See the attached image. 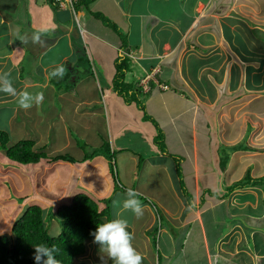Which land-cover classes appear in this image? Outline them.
<instances>
[{
    "label": "crops",
    "instance_id": "crops-1",
    "mask_svg": "<svg viewBox=\"0 0 264 264\" xmlns=\"http://www.w3.org/2000/svg\"><path fill=\"white\" fill-rule=\"evenodd\" d=\"M166 1L172 4V0H84L76 11L56 9L49 0H0V74L10 72L18 91L44 94L39 106L25 110L15 98L0 92V103L9 110L8 125L17 131L9 144L32 139L35 151L76 158L52 164L18 163L21 171L38 177L46 192L42 195L34 188L20 203L38 198L55 213L67 198L86 194L99 211L108 206L111 220L128 221L127 230L134 236L132 244L142 255V264H264L263 191L258 199L263 210L249 215L252 225L245 222L235 227L233 235L222 229L230 218L214 213L206 222L204 217L206 209L217 205L210 189L214 191L218 181L228 189L238 183L241 169L264 175V136L253 125L264 119V108L258 105L263 104L264 90L235 94L240 83H246L250 64L229 46L220 26L215 27L212 42L201 43L202 36L212 30L205 21L229 19V13L253 22L255 33L264 39V14L256 16L264 11L262 2L256 8L251 3L245 6L246 0H197L183 26L171 11H163ZM181 1L177 0L178 5ZM234 2H240L244 14L235 9ZM41 29H48L41 32L43 42L33 43L32 36ZM22 38L28 42L22 43ZM209 46L216 54L213 63L220 62L212 71L199 63L201 55L202 60L207 57L203 50ZM196 47L200 53L188 61ZM125 57L124 82L132 85L129 91L140 90L137 96L143 110L115 88L116 65ZM58 65L65 66L64 77L46 79L47 72ZM221 68L225 69L222 74ZM141 80H147L145 88ZM245 95L246 100L241 98ZM245 102L250 103L248 112L241 110ZM156 118L167 120L160 124ZM153 120L166 133L165 151L154 145L157 128ZM244 138L248 149L238 147ZM106 141L109 146L100 151ZM222 146L231 149L224 169L218 152ZM14 163L0 149V167ZM128 188L140 193L144 212L139 219L131 211L118 216L120 207L113 206L114 200L122 205ZM252 188L247 185L244 190ZM233 195L230 202H234ZM249 201L245 204L255 209L257 202ZM53 222L51 235H56L60 230ZM158 238L155 250L153 242L158 244ZM90 246L92 262L83 258ZM86 252L79 259L87 264H114L94 241L86 242Z\"/></svg>",
    "mask_w": 264,
    "mask_h": 264
},
{
    "label": "rangeland",
    "instance_id": "rangeland-1",
    "mask_svg": "<svg viewBox=\"0 0 264 264\" xmlns=\"http://www.w3.org/2000/svg\"><path fill=\"white\" fill-rule=\"evenodd\" d=\"M196 2H197V0H182L181 3L178 5L177 0H172V4L169 3L168 1H166L165 5L163 4L162 6L164 8L163 11L165 13L168 14L171 11L172 15L175 16L176 18H178V20L184 26L187 22V19L190 18L189 13L192 12L191 7L194 6L196 4ZM244 2L246 5L245 4H243V5L248 6V5L253 4L254 7H256V8H259L260 7L259 3L262 2L261 7L264 8V0H246ZM239 3L240 2H238V3L234 2V7L236 6V8H235L236 10H238V8L240 9V6L242 7V5H240ZM247 3H251V4H247ZM173 5H175V6H173ZM244 8H246V7H244ZM258 11H259V9H258ZM261 11H262V9L256 13V16H258L259 18L261 16V14H264V11L263 12H261ZM242 13H243V11L240 9V14H242ZM246 13H247V11H246ZM164 17L165 16L163 13L161 20H164ZM228 17H229V19H221V20H216V21H215V19L206 20L205 21L206 25H209L212 28V30H211V33H209L208 35L206 34L205 36H202L201 43L208 44V43L212 42L213 37H215L214 36L215 33L217 34V31H215V30H218V29H215V27L218 28L220 26L221 31H222L224 37L226 38V41L229 44V46L233 49V51H236V53L240 56V58L246 60V62H248V64H250V67H249V69L247 68L248 70H247V73L245 74V82L246 83L241 82L240 85L236 88V91H238V92H236L235 94L238 93V95H241V94L247 95L249 91H252L254 89H263L264 90V39L261 38L260 34L255 33L256 30H254V28H252L253 26L251 24L253 22L248 23L247 21H245V18H242L235 13H229ZM212 31H214V32L212 33ZM206 36H208V37L205 38ZM203 52H206L208 55H207V57L203 58V60H202V55H201V59H200L199 63H201L203 65H208V66H206L207 69H210L212 71L211 67L216 66L215 64L217 63V62L213 63V59L216 56V54L212 53V48L210 46L205 47ZM191 53H192V55L190 57L187 56L188 61H189V59L192 60L197 53H200V50H199V48L196 47L195 49H191ZM195 60L198 61V59H195ZM219 63L220 62H218L217 64H219ZM196 65H198V63L195 64V67H197ZM22 66L25 67V63H22ZM216 67H218V65ZM216 67H214V68H216ZM224 70H225L224 68H221V72H219V73L222 74V72ZM213 72H217V69H214ZM232 75L235 76L236 79L239 81L240 76L237 77V72L236 73L233 72ZM231 79L234 81V77H231ZM222 88L225 89L226 84ZM261 93H263L262 94L263 104L262 105L258 104V105L261 106L262 108H264V92H261ZM246 95L242 96L241 98L246 100L248 98ZM189 98H191V97H189ZM224 98H226V97H224ZM249 104L250 103L245 102V104L243 105L244 107L241 110L242 111L245 110V112H248ZM186 105H190V104L188 102H186ZM185 107H188V106H185ZM0 108L3 109L2 111H0V129L8 132L9 140L13 139L11 134H13V135L17 134V131H15L13 129V127L8 125L7 118L9 115V110L5 109V107L2 105V103H0ZM175 109H179V108H175ZM1 112H3V113H1ZM145 113H146V111H145ZM212 117H213V113H212ZM151 119H153V118H151ZM154 120L159 121L160 119L157 120V118H156ZM165 120H167V118L160 120V124L162 121H165ZM152 124L154 125V123H152ZM253 125H254V130L258 129V132L261 131V134L264 136V119L256 120ZM160 127H161V125H160ZM244 137H247V136L244 135ZM160 138L161 137H158V136L156 137L154 145L159 150H162L161 147H163L165 150H167V146H166L167 142L165 140V138H167L166 133L163 134L162 140ZM76 141H77V143H79L80 147L83 148V146H84L83 141L80 139H78ZM246 141H247L246 138L242 139L241 142L238 144V147L246 148L247 144H248V142H246ZM223 148L225 150V147H223V146L221 148V151L218 150V152L220 154H221ZM87 151H91V149L88 148ZM227 151L230 152L231 149L229 148ZM91 153L96 154L97 151L96 152L91 151ZM117 153L118 152L116 151V154ZM118 155H117V157H118ZM213 155H214V152H213ZM220 156L221 155H219V157ZM263 156H264V154H263ZM81 158H82V156L79 159H81ZM19 167L20 166L18 163H14V166L9 167V168L8 167H2V168L0 167V234H6V235L11 234L12 223L15 220V219H13V217L17 218L18 214L23 213L22 207L27 206L28 203L34 202V204L40 205L43 209H45V210L47 209L46 208L47 207L46 202H43V201L39 200L38 198L30 200V201H29V199H25L23 201L25 204L20 203L23 200L22 196L28 192L32 193L34 191V188L42 195L46 194V192H45L44 188L42 187V185L39 183L40 180L38 179L37 176H34L32 174H29V173L26 174L25 172L21 171ZM249 167H251V166H249ZM225 168H226V166H225ZM241 170H242V175H241V178L238 179V182L249 181L250 178L260 179V180L264 181V175L254 174V173H252V171L251 172H243V169H241ZM3 174H4V176H3ZM254 175H256V176H254ZM34 177H35V179H34ZM221 178H222V175H219V180ZM212 181H215V179L212 178ZM121 182L123 184H125L124 181L121 180ZM220 185H221V183L218 181L219 187L216 185V189L214 191L212 190V188L210 189V193H211L210 198L214 199V201L217 205L215 206L214 209H206L204 217L206 218V222H207L208 215H211L214 213L221 215L222 218L224 216H226L227 218H230L226 221V226H224L222 229H223V231H225L226 229L227 230L229 229V234L233 235V233L235 231L234 230L235 227H239L241 225H244L245 222H246V226L252 225V222H251L252 218L249 215H253L254 212L258 213L259 211L263 210L262 209L263 203L258 202V199H259V197H261L262 191L264 192V186H261L264 184L254 185L255 188H252L253 189L252 191L244 190V187H245L244 186L242 188H239L240 190L236 191L234 193H232V190H230L231 187L226 189L225 183H223V185H221V186H223V188H221ZM258 185H260V189H258L259 188ZM259 190H261V191H259ZM231 195H233L234 202H230L229 197ZM223 196H225V197H223ZM201 197L205 198V196H203V195ZM190 198L191 197L188 198V200H187L188 202L190 201ZM248 200H250L249 202H252L253 200L255 202H257L255 209L252 208L248 203L245 204V202ZM64 202L68 203L69 202L68 198ZM205 205H208V204L206 203ZM47 212L48 211L46 210L45 211L46 216H47ZM234 212H236V213H234ZM230 214L234 215V217H231ZM245 217H246V220L243 221ZM53 220L56 222L59 230H61L59 220L56 218H53V219H51V223H54ZM51 223H50V226L52 227ZM255 225L256 224L254 223L253 226L258 227V225H256V226ZM50 226H49V233L54 234L52 232L53 230L51 229ZM159 240H158V246H159ZM153 245L155 248L154 242H153ZM90 248H91V246L87 247V252L85 254V257H83L86 260H88V262H90V261L92 262ZM155 250H156V248H155ZM157 250H158V248H157Z\"/></svg>",
    "mask_w": 264,
    "mask_h": 264
},
{
    "label": "trees",
    "instance_id": "trees-1",
    "mask_svg": "<svg viewBox=\"0 0 264 264\" xmlns=\"http://www.w3.org/2000/svg\"><path fill=\"white\" fill-rule=\"evenodd\" d=\"M83 1L78 0L73 10H76ZM49 2L52 4V0H49ZM54 7L59 9L57 5H54ZM99 15L97 14L96 16L99 17ZM127 64L126 57L117 63L115 88L118 89L119 94L127 102L135 101L139 109L143 110L144 105L141 104V100L137 96L138 93H141L140 90L129 91L132 85L124 82V74L128 69ZM149 119L151 120L150 117ZM152 122L157 128V136L161 137L160 139L162 140L163 134L161 130L158 129L154 120ZM33 145L34 141L32 139H22L11 145L9 144L8 132L0 129V149L12 161L20 164L36 163L38 161H44L47 164H52L56 161H76V158L70 154L48 155L42 150L35 151L33 150ZM108 146L109 144L106 141L99 149L100 151L105 150ZM161 149L165 151L163 147ZM89 156H86V158ZM109 157H112V155ZM220 157V165L224 169L227 165L229 154L226 150H222ZM177 166V170L180 171L178 164ZM256 184H264V181L250 178L249 181H240L232 185L230 190ZM46 210L48 211L47 216L45 214ZM46 210L37 204L27 206L19 218L13 222L11 234H0V264H35L34 246L38 244H45L49 247L55 246L58 251L54 255L61 264H87L86 261L79 258L83 257L86 252V242L94 241L92 233L96 230L98 224L111 221L108 206L106 205L105 208L99 211L97 203L92 198L84 193H77L68 203H62L57 206L55 213L52 211L51 206ZM53 218L58 219L61 226V230L56 235L49 233V226ZM96 244L100 246L98 243Z\"/></svg>",
    "mask_w": 264,
    "mask_h": 264
},
{
    "label": "clouds",
    "instance_id": "clouds-1",
    "mask_svg": "<svg viewBox=\"0 0 264 264\" xmlns=\"http://www.w3.org/2000/svg\"><path fill=\"white\" fill-rule=\"evenodd\" d=\"M78 0H76L77 2ZM75 2V3H76ZM74 3V5H75ZM74 8V6H73ZM72 8V9H73ZM48 29H41L32 36L33 43H42L41 32H46ZM82 33V30H81ZM27 38H22V43H27ZM65 75V66L58 65L53 70L47 72L46 79L63 78ZM161 89H166L164 84H158ZM0 92L15 98L16 103L22 109H29L34 105L39 106L44 100L43 92L31 93L28 90L18 91L11 79L10 72L0 74ZM114 164V161H112ZM140 193L128 188L126 190V198L122 201L114 200L113 206H119V215L126 211L134 213L137 219L143 216V207L141 201L138 199ZM26 209V208H25ZM157 226H160L159 221ZM128 221L126 219L117 218L111 221L98 224L96 230L92 233L94 242L101 246V250L110 258L114 264H142V255L134 248L132 241L134 236L128 230ZM159 238L157 239V241ZM34 260L35 264H61L56 259L55 253L58 249L55 246H47L45 244H38L34 246ZM158 248V244L155 245ZM103 259V257H102Z\"/></svg>",
    "mask_w": 264,
    "mask_h": 264
},
{
    "label": "built area",
    "instance_id": "built-area-1",
    "mask_svg": "<svg viewBox=\"0 0 264 264\" xmlns=\"http://www.w3.org/2000/svg\"><path fill=\"white\" fill-rule=\"evenodd\" d=\"M76 0H52V4L57 5L59 8H73ZM147 80H141V86L145 88ZM162 85V84H161Z\"/></svg>",
    "mask_w": 264,
    "mask_h": 264
}]
</instances>
